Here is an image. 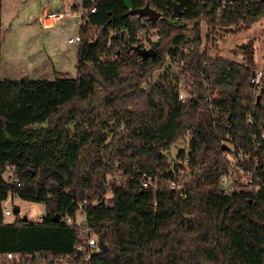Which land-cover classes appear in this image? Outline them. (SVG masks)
<instances>
[{
  "label": "trees",
  "instance_id": "obj_1",
  "mask_svg": "<svg viewBox=\"0 0 264 264\" xmlns=\"http://www.w3.org/2000/svg\"><path fill=\"white\" fill-rule=\"evenodd\" d=\"M127 1L133 10L148 3L160 19L143 27L138 18L129 22L124 0H99L91 23L79 26L74 78H0V264H10L7 253L38 254L45 264H81L75 252L79 227L52 218H75L85 200H98L85 214L101 248L87 264H210L199 258L196 237H204V251L216 253L213 264H264V188L239 201L221 184L232 169L221 150L224 139L236 151L259 156L257 167L243 166L254 181L264 180V147L255 151L250 140L264 127V100L257 103L250 87L257 72L254 43L235 48L241 63L206 49L213 30L246 29L264 19V3ZM175 4L179 18L173 17ZM1 27L0 18V49ZM121 29L158 34V46L151 44L156 57L119 49L123 39L110 32ZM124 42L130 48L134 41ZM261 83L264 87V75ZM180 89L188 97L183 103ZM188 133L185 147L171 155ZM9 168L22 186L3 180ZM130 171L132 179L105 188L110 175ZM142 174L152 178L149 188L141 187ZM170 182L181 189L171 190ZM13 197L43 204V221L34 225L13 216L6 223L4 203ZM214 197L231 201L220 216L213 208L201 221V207ZM222 231L229 233L227 240H215Z\"/></svg>",
  "mask_w": 264,
  "mask_h": 264
},
{
  "label": "rangeland",
  "instance_id": "obj_2",
  "mask_svg": "<svg viewBox=\"0 0 264 264\" xmlns=\"http://www.w3.org/2000/svg\"><path fill=\"white\" fill-rule=\"evenodd\" d=\"M86 0H2L1 2V49H0V78L7 80H47L53 81L57 77L74 78L76 76L78 43H68L70 38H76L79 33V26L82 23L77 18V13H85L91 6H85ZM90 1V0H88ZM91 2V1H90ZM74 6L78 7L77 12L73 11ZM64 13V17L57 21L49 29H42L38 18L43 13ZM87 22H90L87 15ZM91 23V22H90ZM93 27L96 24L92 23ZM233 27L213 30L212 40L206 45L210 55H216L223 59L233 60L241 63L240 53H234L235 48L252 40L255 47L254 58L256 71L264 72V60L262 59L264 49V19L246 29L234 30ZM201 36L205 42L206 27L202 23ZM159 72L152 77L156 82ZM264 75V73H263ZM261 90V89H260ZM85 130L88 122L81 124ZM73 124L70 125L72 132ZM190 139V133L185 140L175 143L170 149L171 155L183 149ZM125 174V173H124ZM215 198V197H214ZM208 198L205 207H201V221L208 214L216 209V216L222 214V206L225 207L231 200ZM219 198V197H218ZM233 198V196H232ZM242 201L246 197L239 195L234 197ZM241 199V200H240ZM221 203L219 205L218 203ZM217 206V208H216ZM8 210L19 209V216H26L29 220L36 219L44 213V205L23 201L13 197L7 204ZM212 219H215L212 217ZM13 216L5 218L10 223ZM224 232V233H222ZM216 239L227 240L229 233L222 231ZM199 235V234H198ZM199 248L197 254L202 262L209 260L210 264L217 263L216 253L209 249H202L203 238H198ZM224 247H222V250Z\"/></svg>",
  "mask_w": 264,
  "mask_h": 264
},
{
  "label": "built area",
  "instance_id": "obj_3",
  "mask_svg": "<svg viewBox=\"0 0 264 264\" xmlns=\"http://www.w3.org/2000/svg\"><path fill=\"white\" fill-rule=\"evenodd\" d=\"M92 3V6L87 9L85 13H77L76 17L80 18L83 22H87V15L94 14L96 12V3L99 0H90ZM222 1V7H225V0ZM220 13H218L217 16H219ZM67 14L64 13H53V12H46L43 11V13L38 18V23L41 26L42 29H49L55 25L57 21H60L64 17H67ZM138 18L142 24L143 27H146L149 23L147 18H139L137 16H129V22L133 21L134 19ZM154 32H150L148 36H146V31L144 29L136 30V31H129L128 29H121L118 32H114L111 30L110 34L111 36L118 35L120 36L123 41L118 46L119 49H129L128 45L124 42V39H129L133 42L132 46H138L139 48L143 49H152L151 44L158 42L160 39L158 34H153ZM81 38L80 36H77L76 38H70L68 40V43H80ZM110 44L108 43L107 47H109ZM132 53V52H130ZM168 59L169 57L166 56ZM184 62H180V65H183ZM264 73V72H263ZM263 73L260 71L255 73L254 78L250 81V87L251 92L254 95V97H257L260 94V89L262 88L261 78L263 76ZM188 97L184 93L183 90L180 89L178 94V101L183 103ZM264 100V94L261 97ZM206 100H209V97L206 98ZM250 140L253 144V149L255 151L260 150L262 147H264V127L261 128L257 133L251 135ZM222 145H225L228 147V150L225 152L224 157L231 163L232 169L230 172L223 176L221 178V184L224 186H227L225 189V193L228 195L236 194V196L244 195L246 198L249 199L255 196L256 193H258L262 188H264V180L262 178L257 179L254 181L250 171L244 169V164L246 162H253V165L257 167L260 164V158L259 156L251 155L248 152H245L242 149H237L228 143L227 139H224L221 142ZM231 145V146H230ZM133 168L131 171H134ZM15 169L9 168V172H7L3 176V180L7 183H16L17 186H22V184L18 181V178L13 176ZM131 171L121 173V174H113L110 175L107 179V182L105 184L106 189H110L111 185H121L123 180L125 179H132L133 176H131ZM140 177V185L142 188H149L150 185H152V178L149 176H146L145 174L139 175ZM169 187L173 191H178L181 189V184L179 182H170ZM222 193H218V197H222ZM224 196V195H223ZM110 194H107L105 198H109ZM227 197V196H226ZM184 198V196H183ZM236 199V198H235ZM243 199V200H245ZM238 200V199H236ZM241 200V199H240ZM9 200L4 203L3 208V216L4 220L6 217L13 216L12 210H8L7 204ZM98 200L88 202V201H82L81 203H78V211L75 218H71L69 216H65L63 218L60 217V221H62L67 226H72L73 224H76L78 228V234L80 239V244L75 247L76 255L79 257V261L81 264H87L91 261L92 257L100 252V245L98 242V239L94 233V230L88 226L87 220H86V214L85 210L89 207H97ZM43 214L39 215L36 219L30 220V222L34 225L41 223L43 221ZM5 260L10 264H45L41 257L38 254H35L33 257H23L18 254L13 253H7L5 256Z\"/></svg>",
  "mask_w": 264,
  "mask_h": 264
},
{
  "label": "water",
  "instance_id": "obj_4",
  "mask_svg": "<svg viewBox=\"0 0 264 264\" xmlns=\"http://www.w3.org/2000/svg\"><path fill=\"white\" fill-rule=\"evenodd\" d=\"M126 9L128 10L127 15L128 16H137L139 18H147L151 24H154L158 19H160L161 14L154 11L153 9L150 8L149 4L146 3V5L141 8V9H136L133 10L131 8V5L127 0H124ZM261 2L264 3V0H261ZM110 15V13H109ZM181 15V11L178 7V5L173 6V17L174 18H179ZM158 42L155 43V46H158ZM135 53L137 56L143 58V59H152L156 57V51L154 49H143L139 48L138 46H131L128 50L127 53ZM120 53H117V56H119ZM262 59L264 60V49H263V54H262ZM264 94V87L261 88L260 94L256 97V102L259 103L261 100L262 95ZM222 151H227L228 147L225 145L221 146ZM12 214L13 216H19V209L18 208H12ZM22 222H27L28 218L26 216H21ZM53 222H59L60 221V215H56L52 218ZM103 251L106 249L105 245H102Z\"/></svg>",
  "mask_w": 264,
  "mask_h": 264
}]
</instances>
